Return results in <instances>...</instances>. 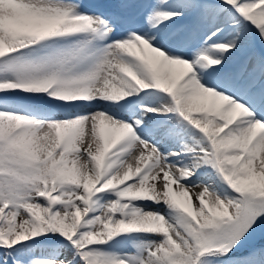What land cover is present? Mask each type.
I'll use <instances>...</instances> for the list:
<instances>
[{
    "label": "snow or ice",
    "instance_id": "snow-or-ice-1",
    "mask_svg": "<svg viewBox=\"0 0 264 264\" xmlns=\"http://www.w3.org/2000/svg\"><path fill=\"white\" fill-rule=\"evenodd\" d=\"M0 264H264V0H0Z\"/></svg>",
    "mask_w": 264,
    "mask_h": 264
}]
</instances>
